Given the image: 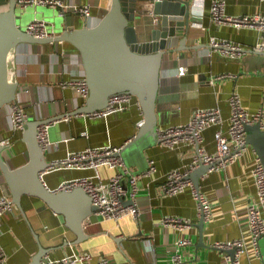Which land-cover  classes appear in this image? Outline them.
Wrapping results in <instances>:
<instances>
[{"label":"crops","instance_id":"crops-1","mask_svg":"<svg viewBox=\"0 0 264 264\" xmlns=\"http://www.w3.org/2000/svg\"><path fill=\"white\" fill-rule=\"evenodd\" d=\"M65 1L88 5L91 17L74 13H66L64 17L58 9L47 6L28 8L33 10L34 18L47 21L55 35L61 27L77 29L96 24L111 2ZM184 1L189 3L188 29L168 38L170 48L182 49L165 54L163 59L156 104L157 127L161 129L186 123L196 109L214 106L221 109L226 119L230 113L228 99L233 93L239 96L242 106L248 111L259 108L264 111V53L248 52V49L256 50L261 45L259 31L216 25L210 14L214 0ZM223 1L228 15L260 14L264 17V0ZM7 7L4 4L0 9ZM137 9L141 12H137L138 18L133 25L138 39L147 41L151 30L158 27L155 22L158 18L152 13L149 1L139 2ZM56 16L62 19L58 21ZM184 35H187L186 39ZM212 38L231 41L247 51L241 59L229 58L211 51L209 43ZM182 39L184 42L181 44ZM15 63L19 81L17 101L0 109V143L1 139L10 140L9 146L0 145L3 148L1 155L11 169L28 160L22 131L13 130L10 123L14 104L23 105L29 118L40 121L55 119L48 123L51 145L44 149L48 163L65 157L69 151L88 146H123L138 131L143 114L134 102L127 110L105 119L70 115L85 103L75 88L63 86V82L84 76L81 58L70 44H21L16 50ZM181 66L185 72L179 75ZM219 75L228 77L215 80ZM215 130L213 126L203 134V145L209 152L215 150ZM193 153L190 146L170 149L157 143L145 149L140 158L129 163L126 161V167L132 172H144L149 160H153L156 166L153 174L137 180V194L133 200L130 198V183L127 180L126 186L124 183V188L127 187L125 204L134 203L137 215H128L116 222L101 219L93 213L86 224L87 235L79 243H74L77 236L66 227L63 216L54 213L36 197L22 196L24 213L16 207L13 213L4 215L1 222L0 242L7 254L4 264H29L39 244L49 250L46 256L53 259L73 252H88L92 256L88 264H98L100 257L108 258L112 264H172L171 257L176 250L182 256V264H223L225 252L210 244L240 238L246 231V207L255 194L251 175L255 155L249 146L236 162L199 178V190L206 194L213 208L212 218L200 226L197 202L189 189L177 195H167L162 190L166 173L174 169L187 171ZM120 171L121 168L101 167V178L107 181ZM90 173L49 171L44 172L41 179L48 188L58 189L62 182ZM2 194L11 199L0 170ZM169 216L187 221L190 228L178 231L165 226L162 220ZM183 238H188L190 243L179 246L177 242ZM246 243L247 251L242 254L241 264H262L249 237Z\"/></svg>","mask_w":264,"mask_h":264},{"label":"water","instance_id":"water-1","mask_svg":"<svg viewBox=\"0 0 264 264\" xmlns=\"http://www.w3.org/2000/svg\"><path fill=\"white\" fill-rule=\"evenodd\" d=\"M145 1L152 3V13L158 18V27L151 30L147 41H140L133 22L138 18L137 12H141L137 9L138 3ZM4 4L8 7L0 9V109L17 101L19 81L15 55L19 45L68 43L81 58L88 88L84 105L70 115L89 114L103 109L112 95L129 93L137 99L143 119L136 134L126 142L121 151L124 162H133V159L140 158L145 149L158 143L156 104L160 71L165 54L182 49L170 48L168 38L175 37L177 32L187 31V1L111 0L108 10L96 24L77 29L63 28L60 25L58 33L48 38H37L19 26L20 16L17 15L18 5L15 0H0V7ZM186 36L184 35L185 39ZM53 120L55 119L40 121L28 116L22 131L28 150L27 162L11 169L2 157L3 148L0 147V170L12 202L22 213V196L38 198L54 213L63 216L66 227L77 236L74 243H79L85 239L86 224L96 211L91 198L82 188L71 191L50 189L40 175L50 165L46 161L45 150L38 143L37 128ZM245 131L246 144L264 165V130L256 123L247 125ZM208 168L209 166L201 165L189 173L196 188H199V178L205 175ZM199 225H203V220ZM258 247L264 264V235L260 237ZM48 251L39 244V249L29 264H42ZM229 252L233 253L232 250Z\"/></svg>","mask_w":264,"mask_h":264},{"label":"built area","instance_id":"built-area-1","mask_svg":"<svg viewBox=\"0 0 264 264\" xmlns=\"http://www.w3.org/2000/svg\"><path fill=\"white\" fill-rule=\"evenodd\" d=\"M19 7H37L47 6L58 9L61 16L66 17V13L81 14L85 18L91 17L88 5H80L68 3L65 0H15ZM225 3L223 0H214L210 8V14L216 25H231L235 28H254L261 35V45L256 50L248 52L264 53V17L260 14L245 15H228L225 13ZM156 22V21H155ZM25 31L37 38H48L53 33L44 19L34 18L30 21ZM211 51H217L221 54L233 58L241 59L245 55L247 49L239 44L226 40H218L212 38L210 40ZM185 72L183 66L179 67V75ZM228 77L227 75H219L215 80ZM63 86L75 88L82 98L86 99L88 88L84 76L76 80L63 82ZM136 103L137 99L129 93H118L112 95L105 108L96 110L89 114H83L93 119H105L108 116L127 110L131 103ZM230 109L229 116L225 119L221 109L218 107L196 109L186 123L178 125H169L157 131L158 144L174 149L179 146H190L194 153L192 162L187 171L174 169L166 173L162 190L167 195H177L189 189L192 197L197 202V212L200 219L209 221L212 218V204L206 194L196 188L192 179L188 176L191 171L201 165L209 166L208 174L225 168L227 165L240 159L249 147L246 144L247 125L260 124L264 130V111L259 108L256 111H248L245 109L236 93H233L228 99ZM28 113L23 105L14 104L10 112V123L15 131H23ZM141 121L138 123V126ZM48 123L41 124L37 128V140L39 145L46 149L51 145L48 139ZM216 127L213 133L215 150L209 152L203 145V134L210 127ZM0 145L9 146L8 138L1 139ZM123 146L115 147L106 146H88L80 150L69 151L65 157L54 160L49 163V167L44 172L59 170H78L90 171L85 176L76 177L62 182L58 190L71 191L74 188H82L91 198L92 204L96 207L95 215L101 219H112L116 222L128 215H137V209L134 203L125 204L126 180L131 185L130 198L133 200L137 194L136 182L141 177L153 174L156 166L153 160L147 163V169L142 172H132L126 167L121 156ZM254 152V151H253ZM254 165L251 175L255 185V194L252 200L247 204L246 221L243 236L228 241H215L210 246L224 251L223 264H241L242 254L247 251L246 238L249 237L255 252L260 256L258 241L264 235V165L254 153ZM108 167L121 168V171L110 177L107 181L102 180L100 168ZM42 172L40 175L44 173ZM16 206L12 200L6 195H0V234L1 222L4 215L13 213ZM165 226L174 227L178 231L190 228V224L179 217H164L162 220ZM190 243L188 238H183L177 242L179 246ZM233 251L230 253L229 251ZM6 252L0 242V264H4L7 260ZM92 256L88 252H73L65 254L59 259H53L44 256L42 264H88ZM172 264H182V256L176 250L171 257ZM98 264H112L106 257H100Z\"/></svg>","mask_w":264,"mask_h":264},{"label":"rangeland","instance_id":"rangeland-1","mask_svg":"<svg viewBox=\"0 0 264 264\" xmlns=\"http://www.w3.org/2000/svg\"><path fill=\"white\" fill-rule=\"evenodd\" d=\"M17 15H19L18 24L22 29H26L27 24L30 20L34 18V12L30 8H21L17 6ZM57 19L60 21L62 19L61 16H56ZM49 18V17H48Z\"/></svg>","mask_w":264,"mask_h":264}]
</instances>
